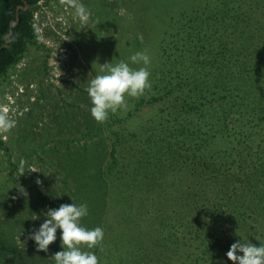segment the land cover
I'll list each match as a JSON object with an SVG mask.
<instances>
[{
  "label": "rangeland",
  "instance_id": "374dc122",
  "mask_svg": "<svg viewBox=\"0 0 264 264\" xmlns=\"http://www.w3.org/2000/svg\"><path fill=\"white\" fill-rule=\"evenodd\" d=\"M80 2L91 12L86 22L75 15L70 0H40L34 17L38 42L29 48L26 57L0 85V110L6 109L9 118L15 122L9 131H0V264H55L52 257L57 253L54 252L56 246H61L60 231L47 252L39 251L35 241L29 238L45 221L48 209H57L73 201L79 205L89 198L95 213L103 216L105 202H109L110 207L122 204L118 211L126 214L133 196L144 198L147 194L155 200L152 195L155 193L157 198L163 197L161 214L164 219L171 214L170 203L185 195L179 184L183 179L182 172L178 173L180 170L176 166L172 172H164L167 166L176 163L173 158L178 156L173 154L170 158L168 152L164 159L165 151L159 145L147 150L159 141V136L167 135L174 114V108L160 100L155 104L148 103L171 89L158 72L159 66H155L159 53L152 32L146 43L148 26L145 24L148 22L144 15L152 3L148 0ZM138 51L150 56L152 88L140 98L129 97L127 107L110 114L107 121L96 122L90 113L91 103L86 91L88 79L103 74V65L128 61ZM142 100L145 105L140 104ZM223 112L219 108L215 113V131L206 132L204 143L225 129ZM113 131L129 141L118 148L120 164L134 162V167L138 163L136 156L145 155L142 169H128L126 179L116 183L114 188L101 173L111 162ZM131 134H137L139 138ZM140 138L146 148L140 146ZM131 145L136 150H131ZM21 159L38 172L18 175ZM86 164L94 170L91 169L90 176L84 174L81 177L79 167L85 168ZM162 175L167 178L165 181L161 180ZM261 176L264 186V175ZM114 180L113 176L112 182ZM168 180L173 181L167 183ZM187 196L191 198V192ZM226 213L233 219L229 227L241 237L221 246V254H227L230 244L239 240L255 246L264 244V193L253 201L252 209L240 207ZM147 215L144 212L143 218ZM36 216L39 219L34 220ZM86 221L84 217V226ZM142 223L140 232L144 235L149 229L144 220ZM157 226L161 227L160 219ZM118 229L116 226L115 231ZM186 252L184 248L175 259L163 258L158 263L186 264L188 260H195L194 257L187 258ZM109 255L100 259L99 264H113ZM122 259L125 260L123 256ZM215 259L219 261L210 264H236L227 255ZM139 263L149 264L150 261L146 259Z\"/></svg>",
  "mask_w": 264,
  "mask_h": 264
},
{
  "label": "trees",
  "instance_id": "16d2710c",
  "mask_svg": "<svg viewBox=\"0 0 264 264\" xmlns=\"http://www.w3.org/2000/svg\"><path fill=\"white\" fill-rule=\"evenodd\" d=\"M39 2L0 0V85L38 42L34 17ZM148 2L152 4L144 15L146 43L152 32L159 53L155 66L171 87L148 103L160 100L172 106L174 114L167 135L159 136L147 150L159 145L165 151L164 159L168 152L170 158L178 156L164 172H172L174 166L182 172L179 184L185 195L170 203L171 214L164 219L163 197L159 199L155 193V200L147 194L133 196L126 214L118 211L122 204L110 207L105 202L103 216L95 213L86 198L89 214L87 225H82L103 228V241L91 251L99 260L110 253L113 264H140L146 259L149 264H159L163 258L175 259L184 248L187 258H195L186 264L218 262L215 258L227 255L220 253V247L241 237L229 227L233 219L226 212L252 209L253 201L264 193V157H260L264 151V0ZM219 108L224 110L225 129L204 143L206 132L215 131ZM112 133L111 162L101 173L114 188L126 179L130 168L142 169L145 155L136 156L134 167V162L120 164L118 148L129 141L117 131ZM139 142L146 148L141 138ZM130 149L136 150L133 145ZM91 169L88 164L79 167L80 176H90ZM164 175L162 181L167 179ZM190 192L191 198L187 196ZM144 212L148 215L143 218ZM159 219L161 227L157 226ZM143 220L149 229L144 235L140 232ZM62 250L58 245L54 252Z\"/></svg>",
  "mask_w": 264,
  "mask_h": 264
},
{
  "label": "clouds",
  "instance_id": "9594fccd",
  "mask_svg": "<svg viewBox=\"0 0 264 264\" xmlns=\"http://www.w3.org/2000/svg\"><path fill=\"white\" fill-rule=\"evenodd\" d=\"M70 5L82 22L89 20L91 12L80 0H70ZM150 64V56L146 52L138 51L128 61L103 65V74H96L87 81L86 91L91 103L92 118L103 123L109 119L110 114L114 115L126 108L129 97L140 98L150 90ZM131 65L141 66L134 68ZM14 125L15 122L9 118L6 109L0 110V131L7 132ZM28 171L38 172L21 159L18 175H24ZM88 214L87 203L77 205L74 201L71 204H62L57 209H48L45 221L29 238L35 241L39 251L47 252L49 246L56 242L59 230L63 250L52 257L55 264H99L97 255L91 249L103 241L104 230L101 227H84L81 222ZM36 217L34 220L39 219ZM227 256L236 264H264V244L255 246L239 240L231 246Z\"/></svg>",
  "mask_w": 264,
  "mask_h": 264
},
{
  "label": "water",
  "instance_id": "95a60500",
  "mask_svg": "<svg viewBox=\"0 0 264 264\" xmlns=\"http://www.w3.org/2000/svg\"><path fill=\"white\" fill-rule=\"evenodd\" d=\"M27 9H29V6L27 7Z\"/></svg>",
  "mask_w": 264,
  "mask_h": 264
},
{
  "label": "built area",
  "instance_id": "2783aa9c",
  "mask_svg": "<svg viewBox=\"0 0 264 264\" xmlns=\"http://www.w3.org/2000/svg\"><path fill=\"white\" fill-rule=\"evenodd\" d=\"M8 113V112H7Z\"/></svg>",
  "mask_w": 264,
  "mask_h": 264
}]
</instances>
